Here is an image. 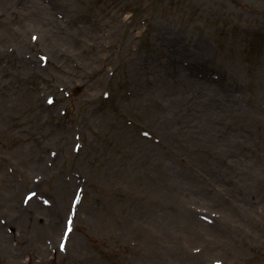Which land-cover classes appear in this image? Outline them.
<instances>
[{"label":"rangeland","instance_id":"rangeland-1","mask_svg":"<svg viewBox=\"0 0 264 264\" xmlns=\"http://www.w3.org/2000/svg\"><path fill=\"white\" fill-rule=\"evenodd\" d=\"M0 264H264V0H0Z\"/></svg>","mask_w":264,"mask_h":264},{"label":"snow or ice","instance_id":"snow-or-ice-1","mask_svg":"<svg viewBox=\"0 0 264 264\" xmlns=\"http://www.w3.org/2000/svg\"><path fill=\"white\" fill-rule=\"evenodd\" d=\"M49 103H51V101H49Z\"/></svg>","mask_w":264,"mask_h":264}]
</instances>
